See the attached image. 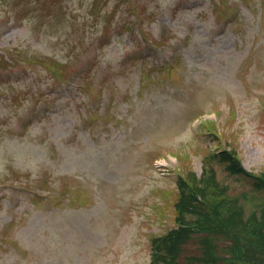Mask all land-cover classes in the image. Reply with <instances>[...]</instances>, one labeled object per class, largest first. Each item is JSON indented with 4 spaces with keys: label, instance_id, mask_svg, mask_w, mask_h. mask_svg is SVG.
Instances as JSON below:
<instances>
[{
    "label": "rangeland",
    "instance_id": "1",
    "mask_svg": "<svg viewBox=\"0 0 264 264\" xmlns=\"http://www.w3.org/2000/svg\"><path fill=\"white\" fill-rule=\"evenodd\" d=\"M210 109L263 171L264 0H0V264H149Z\"/></svg>",
    "mask_w": 264,
    "mask_h": 264
},
{
    "label": "trees",
    "instance_id": "2",
    "mask_svg": "<svg viewBox=\"0 0 264 264\" xmlns=\"http://www.w3.org/2000/svg\"><path fill=\"white\" fill-rule=\"evenodd\" d=\"M214 164L234 179H248L254 201L246 191L230 193L216 178ZM187 174L178 176L175 203L184 226L152 241L150 264H264V171H246L236 151L224 149L206 154L200 174Z\"/></svg>",
    "mask_w": 264,
    "mask_h": 264
}]
</instances>
